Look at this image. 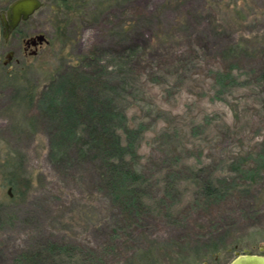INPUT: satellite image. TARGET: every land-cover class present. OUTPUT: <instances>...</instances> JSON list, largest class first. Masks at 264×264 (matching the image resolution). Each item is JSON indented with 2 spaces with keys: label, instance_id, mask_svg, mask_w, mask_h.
Here are the masks:
<instances>
[{
  "label": "rangeland",
  "instance_id": "374dc122",
  "mask_svg": "<svg viewBox=\"0 0 264 264\" xmlns=\"http://www.w3.org/2000/svg\"><path fill=\"white\" fill-rule=\"evenodd\" d=\"M44 2L50 43L0 63V264L233 259L263 240L264 0ZM100 116L141 183L104 174Z\"/></svg>",
  "mask_w": 264,
  "mask_h": 264
},
{
  "label": "flooded vegetation",
  "instance_id": "af4514ba",
  "mask_svg": "<svg viewBox=\"0 0 264 264\" xmlns=\"http://www.w3.org/2000/svg\"><path fill=\"white\" fill-rule=\"evenodd\" d=\"M16 0H0V63L9 68L15 67V64L20 65L30 57L38 56L44 49L46 44L50 43L48 37L49 20L47 16H43L42 20L36 23H31L34 18L39 17L41 8L37 9L27 19H21L16 25H12V20L9 17L10 6ZM41 36V37H40ZM206 248L214 250L215 245ZM201 253V254H200ZM196 254V253H195ZM199 257H189L173 259L170 261H162L161 259L144 260L142 264H233L234 261L240 256L252 255L264 258V239L254 242L253 247L244 248L235 251V258L230 259L225 257L227 253L223 250L215 252L206 251L198 252ZM166 262V263H165ZM170 262V263H169Z\"/></svg>",
  "mask_w": 264,
  "mask_h": 264
},
{
  "label": "trees",
  "instance_id": "16d2710c",
  "mask_svg": "<svg viewBox=\"0 0 264 264\" xmlns=\"http://www.w3.org/2000/svg\"><path fill=\"white\" fill-rule=\"evenodd\" d=\"M83 119V118H82ZM95 119L97 121H95ZM95 119H91V120H87L90 122H93L97 125H100L101 127L104 126V130L99 131L98 130V142H99V151L97 153V155L101 156V158L103 159L104 163H103V170L105 171L104 174L106 173H111L112 175H117V176H123L124 174H126L127 177L131 178L132 180H137V182L141 183L144 175L141 174L140 171H137L136 168L134 169L133 167H135V165H133L132 163H130L129 159L125 160V157L127 156V151L130 149L129 145L127 144L126 146H124L123 142H124V136L122 133H120L119 131H117V129L113 126L111 127V123H108L107 121H105L103 118V116L98 117ZM85 123L88 125L89 122ZM86 125V126H87ZM96 125V126H97ZM109 125L111 129H106V126ZM99 126V127H100ZM114 145V147L112 149H110V145ZM106 147V148H105ZM106 167H108L107 169H105ZM135 184V185H140V184ZM211 186V185H210ZM137 187V186H136ZM135 188V192H136V201L140 202L141 205L142 203H144L143 200V193L141 192V190L138 191ZM139 195V197H138Z\"/></svg>",
  "mask_w": 264,
  "mask_h": 264
},
{
  "label": "water",
  "instance_id": "95a60500",
  "mask_svg": "<svg viewBox=\"0 0 264 264\" xmlns=\"http://www.w3.org/2000/svg\"><path fill=\"white\" fill-rule=\"evenodd\" d=\"M42 5L43 2L41 0H16L12 3L9 10V17L12 20V25H16L21 19L29 18L30 15L42 7ZM233 264H264V258L244 255L237 258Z\"/></svg>",
  "mask_w": 264,
  "mask_h": 264
}]
</instances>
